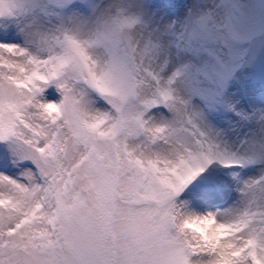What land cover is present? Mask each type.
Wrapping results in <instances>:
<instances>
[{
  "label": "snow or ice",
  "instance_id": "6c2138e0",
  "mask_svg": "<svg viewBox=\"0 0 264 264\" xmlns=\"http://www.w3.org/2000/svg\"><path fill=\"white\" fill-rule=\"evenodd\" d=\"M27 4L0 0V264H264V76L190 94L127 8L100 60L55 26L83 4Z\"/></svg>",
  "mask_w": 264,
  "mask_h": 264
},
{
  "label": "rangeland",
  "instance_id": "374dc122",
  "mask_svg": "<svg viewBox=\"0 0 264 264\" xmlns=\"http://www.w3.org/2000/svg\"><path fill=\"white\" fill-rule=\"evenodd\" d=\"M171 1L136 0L134 7L141 18V28L153 38L162 71L169 75L174 69L182 71L179 88L190 94H208L210 84L218 85L226 77V90L235 92L245 80L264 76V0H189L186 4ZM34 3L28 0L27 7L34 10ZM99 3L100 0H79L87 11H77L83 16L91 15ZM161 3L167 11L158 7ZM70 15L65 13L56 21ZM171 15L172 23H168ZM47 23L50 21L42 20L35 28L21 31V39L38 45L42 37L39 30ZM253 32L259 37L243 45L248 44L245 36L251 37ZM240 53H246L245 66L231 77Z\"/></svg>",
  "mask_w": 264,
  "mask_h": 264
},
{
  "label": "clouds",
  "instance_id": "9594fccd",
  "mask_svg": "<svg viewBox=\"0 0 264 264\" xmlns=\"http://www.w3.org/2000/svg\"><path fill=\"white\" fill-rule=\"evenodd\" d=\"M135 2L136 0H100L98 7L91 15L77 14L66 17L56 21L55 26L77 30L82 38L98 40L99 43L91 51L100 60L107 58L109 47L112 48L113 54L123 55L122 49H118L115 43L120 39L118 9L123 6L127 8L128 13H135ZM46 31V28H41L39 34L43 35Z\"/></svg>",
  "mask_w": 264,
  "mask_h": 264
},
{
  "label": "bare ground",
  "instance_id": "6f19581e",
  "mask_svg": "<svg viewBox=\"0 0 264 264\" xmlns=\"http://www.w3.org/2000/svg\"><path fill=\"white\" fill-rule=\"evenodd\" d=\"M163 22H166V20H163ZM168 23H172V15L169 17Z\"/></svg>",
  "mask_w": 264,
  "mask_h": 264
}]
</instances>
